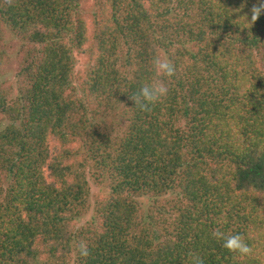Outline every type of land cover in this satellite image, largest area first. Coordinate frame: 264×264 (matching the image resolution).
Listing matches in <instances>:
<instances>
[{"label": "trees", "instance_id": "trees-1", "mask_svg": "<svg viewBox=\"0 0 264 264\" xmlns=\"http://www.w3.org/2000/svg\"><path fill=\"white\" fill-rule=\"evenodd\" d=\"M262 2L0 0V71L10 33L23 78L14 97L0 83V264H264ZM157 55L176 72L141 111Z\"/></svg>", "mask_w": 264, "mask_h": 264}, {"label": "clouds", "instance_id": "clouds-1", "mask_svg": "<svg viewBox=\"0 0 264 264\" xmlns=\"http://www.w3.org/2000/svg\"><path fill=\"white\" fill-rule=\"evenodd\" d=\"M264 13V2L253 5L251 9V25L254 24L261 14ZM150 71L154 79L144 83L138 92L132 94L130 99L141 111H151L156 104L163 102L169 95L168 81L175 75L176 68L173 62L166 56H154L150 61ZM257 196H261L256 193ZM212 237L222 241V247L229 253L248 257L252 255L253 249L240 234H225L220 229H214ZM78 252L81 257L89 256L88 245L84 241L78 243ZM190 264H203L202 258L197 253L190 254Z\"/></svg>", "mask_w": 264, "mask_h": 264}, {"label": "rangeland", "instance_id": "rangeland-1", "mask_svg": "<svg viewBox=\"0 0 264 264\" xmlns=\"http://www.w3.org/2000/svg\"><path fill=\"white\" fill-rule=\"evenodd\" d=\"M92 3H93L92 1L88 2L90 6H94V5H91ZM92 9L96 10L95 7H92ZM2 43H3V47H4L6 55H5V62L2 66V70L0 71V83H4L6 86H8L10 89V96L14 97L17 94L18 86L23 84V81H22L23 78L18 73L19 58L17 56L22 42L20 38L14 36L13 34L6 33L4 39L2 40ZM75 56L77 59V62H76L77 65L75 66L76 70H80L82 72L84 68L88 66V61H89L90 56L88 55L86 51L84 53L78 52ZM116 113H117V118L111 117L113 118L112 122L109 123L111 128H108V130H111L112 138L117 135L120 136V134L123 131L122 129L124 128L123 120L119 118L118 112ZM79 145H80V140L79 142L73 143V148L74 146L77 148V146ZM92 177L94 178V176ZM93 178H89L91 195L97 196L100 194V192H103V193L106 192L107 191L106 187L108 185L107 177H106L107 182L104 181L100 183L99 181V186L95 184V182L98 180L93 179ZM101 178L102 177L100 176V180ZM139 200L142 205L150 204V200H147L146 197L139 198ZM84 220L85 218H83L81 221H84Z\"/></svg>", "mask_w": 264, "mask_h": 264}]
</instances>
